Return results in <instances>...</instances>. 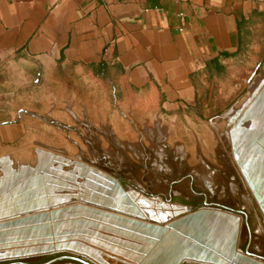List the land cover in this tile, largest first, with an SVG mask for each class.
Returning a JSON list of instances; mask_svg holds the SVG:
<instances>
[{
  "label": "crops",
  "instance_id": "crops-1",
  "mask_svg": "<svg viewBox=\"0 0 264 264\" xmlns=\"http://www.w3.org/2000/svg\"><path fill=\"white\" fill-rule=\"evenodd\" d=\"M260 16L264 0H0V157L150 117L207 132L254 73Z\"/></svg>",
  "mask_w": 264,
  "mask_h": 264
},
{
  "label": "water",
  "instance_id": "water-1",
  "mask_svg": "<svg viewBox=\"0 0 264 264\" xmlns=\"http://www.w3.org/2000/svg\"><path fill=\"white\" fill-rule=\"evenodd\" d=\"M263 95L264 89L249 99L229 131L234 159L259 206L247 173L255 164L250 161L264 157ZM255 173L262 177L260 171ZM137 199L144 197L80 159L42 148H35L32 164H16L2 156L0 264H106L100 249L123 257L128 262L119 260L126 264L231 260L239 218L230 209L205 200L192 210L165 205L167 219L157 221L145 217L134 202ZM54 254L58 255L41 262L26 260ZM242 254L236 255L250 264L264 261L247 247Z\"/></svg>",
  "mask_w": 264,
  "mask_h": 264
},
{
  "label": "rangeland",
  "instance_id": "rangeland-1",
  "mask_svg": "<svg viewBox=\"0 0 264 264\" xmlns=\"http://www.w3.org/2000/svg\"><path fill=\"white\" fill-rule=\"evenodd\" d=\"M259 20L261 23L258 47L264 49V17L260 16ZM254 61L255 66L250 69V73H254L249 74V81L244 85L241 95L231 101L221 111L222 113L220 112L221 114L218 112L207 132H198L195 136L191 132L166 130L165 122L159 124L150 117L148 121L143 118L136 125L126 123V128L121 126L117 131L109 130L106 134L110 140L107 138L104 141L102 133L101 140L97 138L86 147H77L64 136L60 138L63 144L61 147L46 148L36 142L20 144L10 157L16 164H32L35 159V148H42L72 159L89 160L91 163L88 164L116 176L126 189L135 190L142 195L144 197L142 201L145 203L143 208L150 220L167 219L168 209L164 207L165 205H182L191 210L199 207L202 204L201 197L191 190V185L194 190L203 192L209 202L229 206L240 203L254 213L256 208L246 197L250 190L248 191V185L234 159L229 135L233 123L247 105L242 106L241 110H237L238 107L247 97L254 96L262 90L261 88L264 89L263 52L258 53ZM72 102L74 101L71 99L65 100L53 108L59 107L65 112L73 111ZM75 108L80 109V106L76 105ZM64 121L71 123L70 117L64 118ZM41 125L43 123L37 121L34 129L39 131ZM46 134L53 141L57 139L55 132L48 131ZM61 140L58 138L59 142ZM236 216L239 218L240 228L241 219ZM260 232L264 239V230L261 229ZM104 245L116 248V245L106 243ZM99 252L109 264H126L119 258L128 262L106 250L100 249ZM263 253L264 250L261 254ZM39 256L41 257L29 256L27 259Z\"/></svg>",
  "mask_w": 264,
  "mask_h": 264
},
{
  "label": "flooded vegetation",
  "instance_id": "flooded-vegetation-1",
  "mask_svg": "<svg viewBox=\"0 0 264 264\" xmlns=\"http://www.w3.org/2000/svg\"><path fill=\"white\" fill-rule=\"evenodd\" d=\"M189 178H190V182L192 184L193 180H192L191 175L189 176ZM191 190L195 194L199 195V197H201L202 204L199 207L203 206V201L204 200L207 201L206 195L201 191L194 190L192 185H191ZM249 190L250 189H248V191ZM246 197H248L249 201L254 203L255 208H256V211L254 210V213L252 210L246 208V206H242L240 203L237 204L236 206H229V205H225V204H222V205L225 206L226 208L230 209L229 212H231L232 214L238 215L241 219L240 228H239V232H238L239 234H238V241H237V248H236L237 251L242 253V251L247 247L248 251L264 257V253L261 254L262 250H264V239L262 238L263 235L260 232L261 229L264 230V216H263V214L260 210V207L257 204L253 194H251L250 191H249V195ZM207 202H209V201H207ZM209 203H217V202H209ZM55 255H58V254L46 255L44 260H46L50 257H53ZM26 260L28 261V259H26ZM44 260H42V261H44ZM39 262H41V261H39ZM192 262H195V261L190 260L184 264H193ZM209 264H211V263H209Z\"/></svg>",
  "mask_w": 264,
  "mask_h": 264
},
{
  "label": "bare ground",
  "instance_id": "bare-ground-1",
  "mask_svg": "<svg viewBox=\"0 0 264 264\" xmlns=\"http://www.w3.org/2000/svg\"><path fill=\"white\" fill-rule=\"evenodd\" d=\"M256 83V82H255ZM257 84V83H256ZM262 85V83L260 84V86ZM264 85V84H263ZM255 88V86H254ZM263 89V88H261ZM260 91V90H259ZM258 93V92H257ZM255 95V94H254ZM251 97V96H250ZM245 99V98H244ZM261 100H264V95L262 96ZM249 102V99H245V101L241 104L240 107H238L239 110H241L245 105H247ZM263 103V102H262ZM260 105V104H259ZM243 106V107H242ZM241 108V109H240ZM237 109V110H238ZM236 110V111H237ZM10 158V157H9ZM11 159V158H10ZM256 160L255 161H250V162H254L255 164L253 166H255L253 168V166H251V168L249 169L248 171V176H249V180H250V183L254 189V192L257 194L258 198H259V202H260V210L264 216V157L263 156H260L258 159L255 158ZM12 160V159H11ZM13 161V160H12ZM14 163V161H13ZM253 168V169H252ZM260 169V170H259ZM260 171L262 177L260 176V178H257V174L255 172H258ZM263 178V180H262ZM247 184V183H246ZM252 194V192H251ZM139 193H137V196L139 197ZM254 196V195H253ZM135 204L138 206V208L140 210H142L143 214L145 215V217L148 219V217L146 216V211L145 209L142 207V205H145V203L142 201V199L140 200H135L134 201ZM257 202V201H256ZM258 204V203H257ZM259 205V204H258ZM238 232H239V224H238ZM239 234V233H238ZM237 241H238V235H237V239H236V243H235V252L233 253V256L231 257V260H227V259H224V261L227 263V264H250L249 261H247L246 259H241V258H238V256L236 255L237 253L243 255L241 252L237 251ZM104 256V255H103ZM103 256H101V259L104 263L106 264H109L107 261H105V259L103 258ZM106 258V257H105ZM109 259V258H108ZM235 259H237V262L235 261ZM107 260V259H106ZM111 261V260H109ZM191 261H195V260H191ZM112 262V261H111ZM188 262V261H187ZM196 262V261H195ZM114 263V262H112ZM261 263L263 264V261H261ZM102 264V263H101ZM209 264V263H208Z\"/></svg>",
  "mask_w": 264,
  "mask_h": 264
},
{
  "label": "trees",
  "instance_id": "trees-1",
  "mask_svg": "<svg viewBox=\"0 0 264 264\" xmlns=\"http://www.w3.org/2000/svg\"><path fill=\"white\" fill-rule=\"evenodd\" d=\"M263 56H264V51H263Z\"/></svg>",
  "mask_w": 264,
  "mask_h": 264
}]
</instances>
